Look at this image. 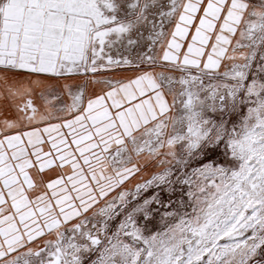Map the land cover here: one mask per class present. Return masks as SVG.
<instances>
[{
	"label": "snow or ice",
	"instance_id": "1",
	"mask_svg": "<svg viewBox=\"0 0 264 264\" xmlns=\"http://www.w3.org/2000/svg\"><path fill=\"white\" fill-rule=\"evenodd\" d=\"M0 264H264V0H0Z\"/></svg>",
	"mask_w": 264,
	"mask_h": 264
}]
</instances>
